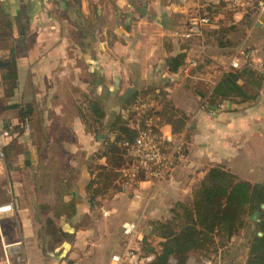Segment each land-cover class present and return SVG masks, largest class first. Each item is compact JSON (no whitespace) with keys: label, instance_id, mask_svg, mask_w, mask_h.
<instances>
[{"label":"crops","instance_id":"crops-1","mask_svg":"<svg viewBox=\"0 0 264 264\" xmlns=\"http://www.w3.org/2000/svg\"><path fill=\"white\" fill-rule=\"evenodd\" d=\"M249 5L0 0V77L12 54L17 68L14 90L0 85V205H14L13 213L0 215V264H113L122 251L123 225L138 219L137 246L143 250L148 241L160 252L163 241L147 239L149 223L168 219L208 169L224 166L241 180L264 181V78L258 87L241 81L249 99L233 97L215 109L193 90L210 83L212 92L231 69L236 53L228 62L219 55L233 51L235 33L243 34L238 52L248 55L241 67L264 76L258 71L264 68V0L252 15ZM208 12L211 24L194 47L183 38L184 25ZM220 33L216 48L208 49ZM196 54L215 60L206 63V75H190ZM146 90L161 96L163 103H154L163 120L155 125L180 154L166 177L143 178L127 190V166L107 151L122 146V119L142 127L130 103ZM167 103L186 119L178 136L163 113ZM40 166L41 176L55 183L50 194L25 189L24 174L39 173Z\"/></svg>","mask_w":264,"mask_h":264},{"label":"trees","instance_id":"trees-1","mask_svg":"<svg viewBox=\"0 0 264 264\" xmlns=\"http://www.w3.org/2000/svg\"><path fill=\"white\" fill-rule=\"evenodd\" d=\"M1 71L0 85L3 89L13 91L17 84V68L13 54L9 59V65L2 67ZM230 71L225 72L208 97L210 109H215L224 100H233V97L248 98L240 82H246L249 78L253 80L251 76L259 78V81L264 78L248 64ZM138 97L158 104L163 103L160 100L161 96L150 90L144 91L143 95ZM138 97L130 103V115L135 114L132 105L139 100ZM163 113L167 116L166 120L172 126L173 133L176 136L180 135L186 125V119L168 103L163 107ZM161 115L157 108H153L146 116L141 117L142 128L145 127L148 118H153L154 121L157 118L163 120ZM119 128L122 133L120 144L132 143L136 140L138 131L128 125V119H122ZM156 130L159 132L158 128ZM169 144L164 141L162 144L164 150L169 151L171 147ZM107 154L109 158L129 165L123 145L111 147ZM143 178L150 176L142 172L138 179ZM262 205H264V183L253 184L239 179L221 166L213 167L193 187L190 197L173 206L168 219L149 223L150 235L147 239L158 238L163 242L160 244V252L152 248L145 251L155 253L156 264H169L171 260H175L176 264H187L191 253L211 252L214 248L216 252L226 247L227 243L244 229L251 217L256 221L257 232L262 233V236L255 234L252 237L247 264H264ZM256 212L259 213L257 217L254 216Z\"/></svg>","mask_w":264,"mask_h":264},{"label":"built area","instance_id":"built-area-1","mask_svg":"<svg viewBox=\"0 0 264 264\" xmlns=\"http://www.w3.org/2000/svg\"><path fill=\"white\" fill-rule=\"evenodd\" d=\"M261 14L264 15V5L261 8ZM211 24V18L208 15L193 16L189 19V26L183 38L190 39L192 37L201 36L204 27ZM248 61V55L244 51H239ZM237 54V55H238ZM249 62V61H248ZM197 63L192 61L189 67L195 68ZM241 67L240 60L236 55L229 62V68L239 69ZM258 71L264 73V68H259ZM155 108L154 101L140 100L132 106L135 116L141 119L146 116L149 111ZM29 128L26 127V130ZM157 126L153 118H148L145 122V127H138L139 135L132 143L124 142L122 145L126 150V157L129 165L126 170V177L123 183L124 189H133L139 183V175L143 172L152 179L161 180L167 176L169 171L176 163L178 157L175 156L176 147H170L169 151L164 150V137L157 132ZM7 135V133H4ZM3 154H1V157ZM14 212L13 203H6L0 205V215L11 214ZM140 219L130 221L123 225L124 242L122 251L112 256L113 264H156L155 253H144L140 247L137 246V234L140 231ZM0 236L2 237L1 219H0ZM5 247H8L5 245ZM173 262L172 260L170 263Z\"/></svg>","mask_w":264,"mask_h":264},{"label":"rangeland","instance_id":"rangeland-1","mask_svg":"<svg viewBox=\"0 0 264 264\" xmlns=\"http://www.w3.org/2000/svg\"><path fill=\"white\" fill-rule=\"evenodd\" d=\"M258 2H259V0H250V5L248 7L249 15H252L253 12H256V13L258 12V11H256V9H254V7H256ZM222 8H224V7H222ZM223 10H225V9H223ZM203 15L210 16L211 13H209V14L206 13ZM185 24L186 25H184V28H185L184 30L186 31L188 26H189V20ZM222 29H225V28L222 27ZM219 31L222 32L221 30H219ZM207 34L209 35V33H207ZM222 36H223V33H220L218 35V37H215L217 42L214 43L213 46H211V48L209 47L208 49H212V48L215 49L216 45H218V43H219L218 41L222 40ZM184 39L193 41L192 42L193 46H194L195 42H197V41H195V37H192L190 39H187V38H184ZM242 40H243V34H240V33L236 34L235 33V35H232L231 48L233 49V51L228 50V53H227L228 55L223 54V55H219V57L221 59H223L224 61L228 62L230 57L232 56V54L236 53L235 55H236V57L238 56V59L240 60V62H245L246 60L244 59V57L242 55L238 54V47L240 46V44H242L241 43ZM195 45H198V42ZM194 47H196V46H194ZM213 56H215L217 58L216 54H213L212 57ZM196 57L198 58V60H196V58H194V59L190 60V62L195 61L197 63V61H198L199 64H197L196 68L191 71L190 75H198V76L206 75L207 72H209L208 70L206 71V66H208V65H206V63H208V61H215V60L211 59V57L207 58L209 60H206V56L200 57L199 54H196ZM231 71H230V69L227 70V72H231ZM251 77L253 78V80H250V78H249L250 83H254V86L258 87L257 83L259 82V78L255 77V76H251ZM205 85L194 84L193 90H195L196 92H198L200 94H203V95L209 97L210 94L212 93L210 91L211 84L210 83L207 84L208 86H205ZM245 87L246 86H244V88ZM246 88L248 89L249 87H246ZM253 88H250V89L253 90ZM209 103H210V101H207L204 104L206 106H208ZM131 117H133V119H134V115H131ZM129 119L133 120L132 118H129ZM179 154H180V149H178V147H177L176 151H175V156L178 157ZM215 167H217V166H215ZM221 167L225 168L224 166H221ZM211 168H213V167H211ZM210 169H208V170H210ZM36 170L39 173H36L35 170H32L30 172H27V174H24V178L26 181L25 189L28 191L29 190L35 191L36 193L38 192V194L40 191H42V192L44 191V192H47L50 194L52 191L51 186L54 185L55 183H52L50 181L49 176H46V177H43V175L41 176V173L43 171H45L44 167L40 166ZM62 171H65V170H62ZM256 183H264V181H254L253 184H256ZM58 188H59V185L57 187V190H58ZM61 188H62V186H60V189ZM175 204H174V206H175ZM48 226H49V224H48ZM50 231L52 232L51 229H50ZM259 233L260 232H257L256 221H253L250 217V219H249L248 223H246V226L244 227V229H242L229 243H227L226 247L220 248L216 252H215V250H214L215 248H214L211 252H201L200 251L197 253H191L187 264H247L248 257H249L250 241L255 234L259 235ZM151 245H152V243H149V242L143 244L144 253H147L145 250L150 249ZM172 261L173 262H171L169 264H176L175 260H172Z\"/></svg>","mask_w":264,"mask_h":264},{"label":"water","instance_id":"water-1","mask_svg":"<svg viewBox=\"0 0 264 264\" xmlns=\"http://www.w3.org/2000/svg\"><path fill=\"white\" fill-rule=\"evenodd\" d=\"M0 64H2V63H0ZM262 209H264V205H262ZM258 214H259V213H258V212H256V213H254V216H255V217H257V216H258ZM259 236H262V233H259Z\"/></svg>","mask_w":264,"mask_h":264}]
</instances>
